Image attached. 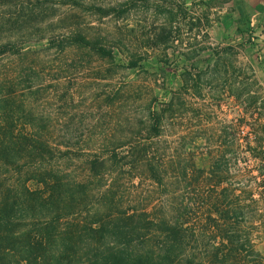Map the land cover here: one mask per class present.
I'll list each match as a JSON object with an SVG mask.
<instances>
[{"label": "trees", "instance_id": "1", "mask_svg": "<svg viewBox=\"0 0 264 264\" xmlns=\"http://www.w3.org/2000/svg\"><path fill=\"white\" fill-rule=\"evenodd\" d=\"M66 3L101 19H121L132 9L130 0L109 7L86 5L82 0ZM160 12L165 14L167 27L154 36L153 44L167 52L176 41L174 24L180 13L186 16L187 12L182 6L177 11L163 8ZM20 21L19 16L0 20V29H5L0 33V59L8 56L24 62L38 55L39 50L32 47L41 45L45 53L62 55L74 48L115 60L112 50L84 33L28 31ZM201 22V18H192L189 28L193 31ZM206 22L209 25L208 18ZM49 27L52 29L53 24ZM115 44L122 54L126 51L129 68L135 69L143 61L141 53L130 50L126 37L121 36ZM201 50L190 49L185 59L192 62ZM221 60L218 56L207 73L219 74ZM1 67L0 264H264L257 247L260 229L264 228L260 206L264 192L252 189L251 183L236 184L235 169L224 161L217 160L207 169L187 166V142L192 133L179 136L178 143L162 141L169 136L165 132L167 120L176 114L177 101L184 108L181 101L185 97L201 96V72L185 70L171 100L163 108L149 109L150 124L144 140L119 147L107 144L97 151L78 145L72 134L46 124L38 130L30 126L35 121L47 122L43 112L33 113L39 107V88L29 85L19 91L32 70L9 68L16 72L18 81L4 80ZM249 69L241 96L254 105L262 97L253 89L262 91V86ZM231 94L236 95L234 91ZM58 101L67 105L65 99ZM22 123L24 126L19 127ZM247 144L250 156L263 163L259 142L250 140ZM196 169L218 176L214 180H187L188 173ZM255 171L258 169L248 171L249 176ZM253 177L250 182L256 184L258 178ZM144 183L152 189L144 192ZM182 183L186 191L198 183L201 195L184 199ZM128 199L131 205L124 207ZM214 214L224 221L226 238L221 243H205L201 237L211 236L221 227Z\"/></svg>", "mask_w": 264, "mask_h": 264}, {"label": "rangeland", "instance_id": "2", "mask_svg": "<svg viewBox=\"0 0 264 264\" xmlns=\"http://www.w3.org/2000/svg\"><path fill=\"white\" fill-rule=\"evenodd\" d=\"M82 1L86 5L109 7L127 0ZM130 1L132 9L126 17L101 19L91 11L68 5L66 0H0V20H14L19 16L22 20L19 24L23 22L27 26L24 30H41L47 34L53 30L57 35L81 32L98 39L115 55V60L109 61L74 48L59 55L45 53L44 47L36 45L32 48L39 50V54L24 62L1 57L4 80L5 77L16 78V72L9 68L32 70L31 76L18 88L20 92L29 85L39 88V107L33 113L43 112L47 122L35 121L30 126L38 130L48 125L53 130L72 134L78 145L95 150L107 144L119 147L127 142L142 141L147 137L150 124L149 109L163 108L181 86V74L193 68L197 70L194 74H202L201 96L185 97L181 101L186 105L184 108L177 101L176 114L170 118L171 113H168L165 132L169 136L162 141L178 143L179 136L192 133L193 138L187 142V166L196 164L207 169L217 160L224 161L229 168L235 169L236 184L251 183L252 189L263 193L264 162L259 164L250 156L247 143L258 141L264 152V87L261 85L262 91L257 87L253 89L263 98L257 104L251 105L241 96L245 89L243 83L251 74L250 67L258 78L256 67L263 59V42L251 27L252 15L246 11V6L235 4L234 0ZM181 6L187 15L180 13L173 29L176 41L165 52L163 46L153 44L154 36L167 27L165 14L160 10L173 8L177 11ZM192 18L202 21L193 31L189 28ZM50 24H53L52 29ZM121 36L129 40L131 51L143 56L135 69L129 68L126 51L122 54L115 44ZM192 48L202 50L189 62L185 57ZM218 56L222 58L217 66L220 73L208 74L207 68L215 66ZM208 82L212 84L209 86ZM233 91L236 95L231 94ZM60 98L67 100V105L58 101ZM23 126L24 123L19 125ZM255 169L258 172L252 177L258 178L256 184L250 182L252 177L248 172ZM188 175L187 180L212 177L214 180L218 176L199 169ZM193 184L186 191V184L182 183L184 199L190 201L196 194L201 195L196 187L198 183ZM30 186L36 188L34 183ZM142 189L148 192L152 188L144 183ZM128 203L129 199L124 207L131 205ZM260 206L264 210V201ZM214 216L221 227L215 229L214 238L213 235L202 236L205 243H221L226 238L224 221L217 214ZM260 232L259 240L264 238V228Z\"/></svg>", "mask_w": 264, "mask_h": 264}, {"label": "crops", "instance_id": "3", "mask_svg": "<svg viewBox=\"0 0 264 264\" xmlns=\"http://www.w3.org/2000/svg\"><path fill=\"white\" fill-rule=\"evenodd\" d=\"M235 4L246 6V11L252 15L250 18L251 27H254L256 34L259 35L263 42V59L256 67L257 79L264 87V0H234ZM262 234V233H261ZM258 250L264 255V238L257 242Z\"/></svg>", "mask_w": 264, "mask_h": 264}, {"label": "built area", "instance_id": "4", "mask_svg": "<svg viewBox=\"0 0 264 264\" xmlns=\"http://www.w3.org/2000/svg\"><path fill=\"white\" fill-rule=\"evenodd\" d=\"M259 56L261 57V54L259 53Z\"/></svg>", "mask_w": 264, "mask_h": 264}]
</instances>
